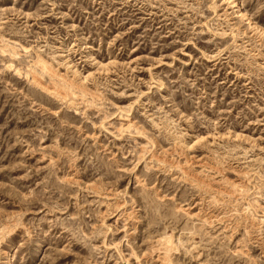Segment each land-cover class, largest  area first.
Wrapping results in <instances>:
<instances>
[{
	"label": "rangeland",
	"instance_id": "obj_1",
	"mask_svg": "<svg viewBox=\"0 0 264 264\" xmlns=\"http://www.w3.org/2000/svg\"><path fill=\"white\" fill-rule=\"evenodd\" d=\"M236 1L252 24L0 0V264H264V0Z\"/></svg>",
	"mask_w": 264,
	"mask_h": 264
},
{
	"label": "bare ground",
	"instance_id": "obj_2",
	"mask_svg": "<svg viewBox=\"0 0 264 264\" xmlns=\"http://www.w3.org/2000/svg\"><path fill=\"white\" fill-rule=\"evenodd\" d=\"M230 3L232 4V8H238V10H239V16L240 17H242V18H244V19H246V20H248L249 21V23H251V21H250V19L247 17V15L243 12V11H241V9H240V6H239V4L237 3V1L236 0H230ZM252 24V23H251ZM42 61V60H41ZM40 61V62H41ZM70 66V65H69ZM43 69H44V67L42 68V71H43ZM46 69V68H45ZM49 71V70H48ZM47 72V71H46ZM50 72V71H49ZM48 72V73H49ZM53 72V71H52ZM56 74V73H55ZM48 75H50V74H48ZM52 75V74H51ZM56 76V75H55ZM61 76V75H60ZM61 78V77H60ZM59 79V78H58ZM57 80V79H56ZM66 82V81H65ZM59 83V82H58ZM65 84V83H64ZM38 86H40V85H38ZM43 86V85H42ZM65 86V85H64ZM75 88V87H74ZM66 90V89H65ZM73 90V89H72Z\"/></svg>",
	"mask_w": 264,
	"mask_h": 264
}]
</instances>
